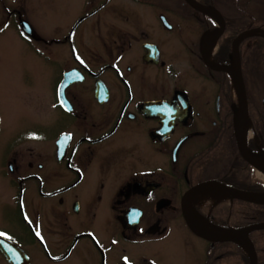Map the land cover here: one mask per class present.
Segmentation results:
<instances>
[{"label":"flooded vegetation","instance_id":"flooded-vegetation-1","mask_svg":"<svg viewBox=\"0 0 264 264\" xmlns=\"http://www.w3.org/2000/svg\"><path fill=\"white\" fill-rule=\"evenodd\" d=\"M27 1L0 0V82L23 66L13 54L42 57L44 40L70 42L83 79L66 89L70 110L58 82L54 107L69 119L35 155L0 145V237L15 245L0 247V264H264V202L235 196L264 200V0H240L244 14L222 10L234 2L193 0L217 10L204 13L187 0H135L149 9L126 28L121 2L71 0L70 31L56 34L38 28ZM169 3L181 17L151 10ZM239 63L246 121L233 75L220 70ZM186 213L205 234L234 239L206 238Z\"/></svg>","mask_w":264,"mask_h":264},{"label":"rangeland","instance_id":"rangeland-1","mask_svg":"<svg viewBox=\"0 0 264 264\" xmlns=\"http://www.w3.org/2000/svg\"><path fill=\"white\" fill-rule=\"evenodd\" d=\"M241 1L234 0V3H230L228 8L222 4V10L229 14H244L245 10ZM113 2L110 3V6L121 2L124 28L129 26L127 25L128 18L129 21L136 17L142 19L145 16V11L149 9L146 5L136 3L135 0H113ZM162 4L164 5V3ZM162 4H155L154 7H151L155 16L164 11L169 18L181 17L173 4L167 5V3L166 7ZM27 8L29 14L34 16L36 25L44 34L70 31L71 21L68 17L71 15V0H28ZM251 15L253 18L258 16L257 13ZM38 43L43 47V56L36 58L30 47H28L26 57L23 55L18 58L19 53L13 54L12 65L21 64L23 66L12 69L10 73H4L7 74L2 75L4 83L0 82V107L7 108V112L10 108L11 114V117L7 116V128L1 133L2 142L0 141V145L6 144L7 150L23 154L24 159L28 152L36 154L40 145L37 143L38 139L55 138L69 119V115L64 110L59 109L57 112L54 103L56 100L55 87L58 86L63 72L71 68V43L64 40L52 42L44 40ZM88 48H91L90 45ZM235 95H238L236 90ZM4 98L6 102H4ZM55 112L57 113L53 114ZM52 116L53 118H51ZM46 142L49 141L46 140ZM17 175L18 172L12 173V177ZM12 192H15L14 185ZM4 216L13 222L11 236L20 241V237L23 236L20 234L19 237L16 209L10 206ZM2 222L3 220L0 219V223Z\"/></svg>","mask_w":264,"mask_h":264},{"label":"water","instance_id":"water-1","mask_svg":"<svg viewBox=\"0 0 264 264\" xmlns=\"http://www.w3.org/2000/svg\"><path fill=\"white\" fill-rule=\"evenodd\" d=\"M187 1L191 4V6L193 8H195L198 11H201L204 13H209L210 10L217 11L216 9H212V8H203L199 4L194 2L193 0H187ZM251 33H252L251 30L244 31L243 33H241L236 38L235 45L237 46V49H238L240 42L244 38L250 36ZM220 70L227 71L233 75L235 83H236V88H237V90L239 92V96H240L241 118L243 121H246L248 119V102H247L246 89H245V84H244V80H243V74L241 71L240 63H239V65L238 64L234 65L233 69H231L230 67H226V68H220ZM78 74L79 73H78L77 69H72V70L70 69V70L65 71L63 74V78H62L60 85H59L58 94H59L60 101H61L62 105L68 110L71 109V105H70V102L66 96V89L69 85H71V82L83 79V77L82 76L80 77ZM236 120H238L237 114H236ZM236 132H237L236 136H237L238 146H239L241 153L243 154V156L247 160L254 162L253 159L250 157V155L244 149L243 141L241 139V135L238 134L237 126H236ZM68 137H69L68 134H62L60 136V138L58 140L59 154H61L62 151H64L66 149L67 143H68ZM235 196L242 198V199H245V200H248V201H251V202H254V203H263L264 202V200L260 199V197H258V196L249 195V194H241L239 191L235 192ZM187 212H188V210H187ZM186 216L188 219V224L193 229H195V231L199 232L201 235L205 236L208 239H211V240L216 239V240H222V241H228V240L234 239L231 233L226 234V235L221 234V235H219V237H216V238L211 236V235L205 234L203 232V230L201 229V227H199L197 224L193 223L189 213H186ZM261 228H262V225H254V226L249 227L247 229V231H253V230H257V229H261ZM10 245L15 246L10 241L4 239L3 237H0V247L1 248L5 249V248L9 247ZM252 248L254 250V247H252ZM12 262H13V264H21L19 261L16 262L13 259H12ZM253 264H257L256 261H254Z\"/></svg>","mask_w":264,"mask_h":264},{"label":"trees","instance_id":"trees-1","mask_svg":"<svg viewBox=\"0 0 264 264\" xmlns=\"http://www.w3.org/2000/svg\"><path fill=\"white\" fill-rule=\"evenodd\" d=\"M215 1H218V2H234V0H215ZM187 7H189V6H187ZM192 11L195 12L193 9H192ZM195 13H197V12H195Z\"/></svg>","mask_w":264,"mask_h":264},{"label":"snow or ice","instance_id":"snow-or-ice-1","mask_svg":"<svg viewBox=\"0 0 264 264\" xmlns=\"http://www.w3.org/2000/svg\"><path fill=\"white\" fill-rule=\"evenodd\" d=\"M37 234H39V233H37ZM5 234L3 233V232H0V236H4Z\"/></svg>","mask_w":264,"mask_h":264}]
</instances>
